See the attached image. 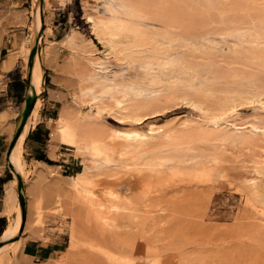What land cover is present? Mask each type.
Listing matches in <instances>:
<instances>
[{"label": "rangeland", "instance_id": "1", "mask_svg": "<svg viewBox=\"0 0 264 264\" xmlns=\"http://www.w3.org/2000/svg\"><path fill=\"white\" fill-rule=\"evenodd\" d=\"M134 1L47 0L42 4V0H0V45L8 42L15 50L27 78L34 65L38 37L35 13L41 2L43 33L38 48L44 88L39 112L42 103L56 104L57 118L66 109L81 129L111 146L115 144L109 159L101 156L90 162L92 174H98L97 195L106 204L118 207L105 213L107 219H98L84 200L71 198L62 205L54 202L51 180L61 179L70 189L66 176L83 168L84 157L73 147L59 144L55 156L51 154L52 163L47 162L54 167L31 161L24 153L28 170L20 184L24 188V217L13 237L16 239L4 249L5 264H59L56 259L68 248L71 253L65 264H264V203L253 196L250 184L262 176L257 170L264 168V59L241 47L245 44L264 50V0H162V5L173 1L177 8L173 23L179 25L181 20L183 24L181 29L180 25H168L171 32L160 19L170 18L163 14L165 5L158 9L161 0ZM130 2L140 7L135 6L137 16L133 13L134 17H127L139 27L135 35L140 41L169 40L170 33L174 44L177 38L185 39H180L179 53L188 60L184 58L187 62L183 61L179 84L166 79L153 88L141 85L140 78L136 79L143 73V53L137 52L140 58L131 68L130 59L114 57L109 45L93 32L87 21L89 15L96 21L111 19L116 9V15L122 17L132 11L127 9L132 6ZM109 26L114 25L111 22ZM178 31L181 37L175 35ZM70 34L75 43H64ZM91 55V60L101 58L103 64L92 66ZM116 74L118 80L133 79L145 87L138 98L165 99L163 94L170 86H179L180 98L172 102L162 99L159 108L139 112L144 118L141 122L116 114L107 105L112 104V93L119 95L120 88L116 92L96 85L101 76ZM213 76L219 84L216 82L212 91ZM206 79L210 80L208 87ZM256 81L262 83L261 90L254 85ZM224 83L228 85L224 87ZM202 85L211 88L213 99L206 98ZM147 87L150 92H146ZM215 90H221L220 98ZM95 96H99L97 100ZM214 97L219 99L218 104H214ZM99 106L105 108L100 113ZM22 118L17 121L18 128ZM151 127L156 137L127 155L120 153L125 139L110 138L115 129L149 132ZM64 152L73 153L79 165L74 169L65 166ZM37 170L45 175L38 176ZM260 182L264 187V177ZM65 210L67 214L59 215ZM31 236L43 243L58 242L61 250L46 262L35 261L24 252Z\"/></svg>", "mask_w": 264, "mask_h": 264}, {"label": "bare ground", "instance_id": "2", "mask_svg": "<svg viewBox=\"0 0 264 264\" xmlns=\"http://www.w3.org/2000/svg\"><path fill=\"white\" fill-rule=\"evenodd\" d=\"M132 1H134V0H132ZM43 2H46V4H47V0H42V4H43ZM134 2L136 3V0ZM134 2H130L132 5L131 7H129V8L126 7L127 9L131 8L132 11L128 10L130 12H128V13L126 12V14H124L122 17L117 16L115 13L116 9L115 10L113 9V12L111 11L113 14V17L111 19L101 18L99 21H96L92 15H89L87 18V21H88V23H91L92 30L97 35V37L100 40H102L105 44L109 45V47L112 49V53L115 55L114 57H116L118 59H123V58H126V59L128 58V60L130 59L129 65L131 67V66H135V63L142 56L143 62L141 64L140 68H141L143 73L137 79L135 78L136 81L140 78V84L141 85L142 84H144L143 86L148 85V87L150 85V88L152 85V88H153L154 84H156V85H154V87H156V86H158L157 84H159L161 82L165 83L166 79H167V81L168 80L170 81L172 79V84L174 81L179 84L181 82V79L183 78L182 77V73L184 72L183 61L187 62L186 60H188L185 57L184 58L186 60H184L182 55H180L181 53H179L180 49H181V46H180L181 40L180 39H182V38H180V39L177 38V41L175 43L176 45L174 44V39H173L174 35H172L171 33L169 34V35H171V39H169V40L166 38V39H163L162 41H160L156 38L152 39V37H153L152 36L151 37L152 40H150V38H149V40H147V41H143L144 39L140 41L139 40L140 37H137L135 35V33L139 30V27H137L135 25V23L132 22V19L127 18V17H130L133 13H135V10H136L135 6L136 5ZM162 2H164V1L161 0L159 2V4ZM172 2L173 1L167 2L166 5L163 3L165 5L163 12L164 11L166 12V13L164 12L163 14H165L166 16L169 15V17L171 19L169 18L170 19L169 20L167 17L168 20H165V18H162V16H160V19L162 22H164L166 24V26H165L166 28L168 27V25H170V27L173 26L172 28H174V25L177 27L180 25V29H181V27L183 26V24L181 23V20H178L179 25H176L175 23H173V20H172V19L177 17V14L174 13V11L177 10V8L174 6L175 7V9H174ZM133 3H134V5H133ZM137 3L140 4L139 2H137ZM161 5L162 4L158 5L159 6L158 9L160 8ZM164 5H162V7H164ZM122 7H123V9L125 8V6L123 4H122ZM136 8L137 9L139 8V10H140L139 5H138V7L136 6ZM139 10H138V13H140ZM41 13H42V7H41V2H40V4L38 5V10L35 13V23H36L35 32H36V35L38 37H36L35 44H34V46H35L34 52H33L34 65H33V69H32V72H31V75L29 78L31 86H30V90H29L28 99L24 104L23 117H24L25 113L28 111V109L31 107V103L34 102L35 105H34V108L31 111V114H30V116H29V118H28V120H27V122L23 128V131L19 135V138L15 142L13 148L11 149V152L9 153V155H7L8 157L6 159L8 167L10 168V170L14 176V179L7 185V189H6V197H5L6 207H5V210L3 211V215L9 217L10 222H9V225H8L7 229L5 230V232L3 233L2 238L0 240V264H5V260H4L5 257H4V253H3L4 249L10 243L14 242L16 237L15 238H13V237L20 230L21 225H22V220L24 217V214H23V209H24V200H23L24 199V196H23L24 193L23 192H24V188L20 184L28 174V170L26 168L27 161H26L25 156H24L25 141H26L29 133L38 125V123H40V120H41V115L39 112L40 96H41V94L43 92V88H44L43 87V85H44V70H43L42 59L40 57L39 48H38V44L40 42V38H41V35L43 33V24H42V21L40 20ZM153 13L155 14V12H153ZM153 13H151V14H153ZM133 15H132V17H134ZM135 15H136V13H135ZM150 15L148 14V16H150ZM151 17H152V15H151ZM178 19H180V18H178ZM111 22L114 25L113 27L109 26V24ZM164 23H162V24H164ZM181 24H182V26H181ZM157 29L159 31V27H157ZM157 29L155 28V30H157ZM160 29H163V28H160ZM163 30H162V32H166V34L169 31L171 32V29L169 31H165L167 29H165L164 31ZM180 32L181 31H178V32H176V34L174 32V34L181 37V35L178 34ZM140 35H142V34H140ZM172 36H173V38H172ZM166 37H168V36H166ZM145 39H147V38H145ZM74 40L75 39L73 38V34H70L65 39H63V42L67 43V44H74L75 43ZM183 40H185V39L183 38L182 41ZM240 42H241V40H240ZM132 47H136V48L138 47L139 50L135 51ZM241 47L245 51L250 52V54L251 53L255 54L261 60L264 59V50L261 51L259 48L256 49L255 46H251V45L247 47L245 44H241ZM137 52L139 54L143 53V55H140V57H139ZM134 53H136V55ZM121 56H123V58ZM91 58H92V55L90 57V60H91ZM103 61H104L103 59L98 58V59H94V60L92 59L90 62H92V64H91L92 66L94 65L97 68V66H101L103 64ZM187 64H189V61ZM190 64H191V62H190ZM195 65H196V69H197L198 64H195ZM173 66H176L177 68L173 69L172 68ZM191 66L193 67V64ZM201 67H202V65H200L199 68H201ZM131 68H133V67H131ZM167 70H170V71L167 72ZM187 71H189V70H187ZM95 72H99L98 69H95ZM94 76L97 77V73ZM94 76H93V78H94ZM116 76H117V74L114 75L113 77L101 76L102 80L96 79V85L97 86L100 85L101 87H103L104 90L109 91V90L115 89V91H116V89L120 88V90H118L119 95L112 93V100H113L112 104L109 103L110 105H107L110 111H112L116 114H119V115H125V116L127 115L129 118L133 117L137 121L141 122V120L144 118L140 117L139 112H141L145 109L151 110V109H154L156 107L159 108L160 105L159 106H157V105H158V103L160 104L162 99H164L163 97L162 98L158 97V98H153V99H151V98L148 99L145 97L144 98L143 97L138 98L137 96H140L145 91L144 90L145 87H143V86H142L143 88L140 87L141 85L140 84H139L140 86L137 85V82H135V80H133V79L132 80H128V79L127 80H124V79L118 80L119 78L117 79ZM121 76H122V74H121ZM135 76H136V74H135ZM198 76H200L199 73H198ZM118 77H120V76H118ZM245 78H243V79H245ZM215 79H217V78H215ZM215 79L213 76L212 82H215L214 81ZM208 80H207V82H205V84L207 83V87H208ZM257 80H259V79H257ZM247 81L245 80V82H247ZM216 82L219 84V81H216ZM216 82H215V85L211 86L212 91L214 90L213 88H215V86H216ZM252 82H253V80H252ZM252 82H249L250 83V85H248L249 88L252 85ZM257 82L258 81H256V83ZM228 83H226V84L224 83L225 84L224 87H226V85H228ZM256 83L254 85L257 86V88H260V90H261L262 83H259V82L257 84ZM241 85L243 86L242 82H241ZM263 85H262V87H263ZM203 86L204 85H202V88H203ZM220 86L222 87L223 85L221 84ZM245 86L247 87V85H245ZM92 87L93 86H91L89 88H92ZM148 87L146 89V92H150V91H148ZM248 87H247V90H248ZM89 88H87V89H89ZM161 88L163 89V86ZM191 88H192V86H191ZM199 88L201 89V86ZM205 89H206V87H205ZM210 89L203 90L206 94L205 96L207 99L211 98L213 96L210 92ZM89 90H91V89H89ZM227 90H228V88H227ZM236 90H237V92L239 91L238 88H236L234 91L236 92ZM163 91H164V89H163ZM180 91L181 90L179 89V86H176V87L170 86V88L167 90V92L163 95H165L164 97H165L166 101L167 100L171 101V100H176V99L179 100ZM229 91H231L230 87H229ZM151 92H153V90ZM155 92H159V91H155ZM215 92H217V94H218V92L221 93V90L220 91L215 90L214 94H215ZM120 93H121V95H120ZM222 93L227 94L229 92L223 91ZM240 93H243V92H240ZM248 93H250V92H248ZM160 94H162L161 91H160ZM160 94L158 93L157 96H159ZM185 95H186V93H185ZM194 95H195V93L193 94V96ZM197 95H198V93H197ZM144 96H145V94H144ZM155 96H156V94L154 93L153 97H155ZM98 97L99 96H95L93 99L97 100ZM197 98H199V95L197 96ZM218 98H220L219 94H218ZM218 98H215V99L218 101L219 100ZM222 98H224V96ZM165 99H164V101H165ZM188 99H189V95H188ZM195 99H196V97H195ZM212 99H213V97H212ZM222 100L223 99H221V103H222ZM193 101L195 102L194 99H193ZM217 101L214 104H216V103L218 104L219 101L218 102ZM201 102H202V100H201ZM207 102H208V100H207ZM210 103H212L211 100H210L209 104ZM196 104H197V102H196ZM203 104L205 105L206 103H203ZM104 109L105 108L99 106L98 113L102 112ZM106 109H107V107H106ZM10 116H11V113H9L8 111H4V112L0 113V122L1 121L3 123L6 122ZM55 121H56V125L52 126V130H51L50 138H49V146L51 148V154H53V155L55 154L57 148L59 147V144H65V145L73 147L75 153L79 154V155L81 154L84 157V159L82 160L83 168L79 169V171L74 175L66 176L68 179H70V182H69V184L71 186L70 189H67V187L65 186V183L61 179L56 178V179L51 180L50 184L52 185L51 187H53V189H54L53 190L54 191L53 192L54 202L58 205H62L64 203H67L71 198H74L75 200H79V199L84 200L90 206L93 207V211L95 212V217H97L98 219H107V217L105 216V213L110 212V211L113 212V209L114 208L116 209L118 207L115 205V203H113L111 205L106 204L105 202H103L101 200L100 196H98L99 194L97 195L96 189H95V187H96L95 177H97L98 174L95 176L92 174L93 166H92V163L90 162V160L93 161L96 157H101V156H104L106 159L107 158L109 159L112 156V154L114 155L113 152H115V151H113V150H115V148L113 149L112 146L114 145V147H116L115 144H112V146H111L110 144L105 143V141L103 142V140L101 141L97 138H94L95 136L93 137L88 132L81 129L79 124H77V122L74 121L71 113L68 112L66 109L62 110L60 116ZM238 130H239V128H238ZM14 131H15V128L13 126H5V125L2 126L1 125V127H0V133H2V134L8 133V134H10L11 137H13ZM112 133H113V135H112V137H110L111 139L122 138V139H125V141H126L122 145V149L120 152L122 155L129 154V152H131V150L132 151L133 150L134 151L140 150L145 145L147 146L148 143L150 142V140H152L153 138L156 137V135H155L156 132H155V129L153 127L150 128L149 132L148 131L142 132L139 130L115 129ZM241 138L243 139V137H241ZM120 153H119V155H120ZM38 162L41 164H44V165H48V167H54L53 165L48 164L45 161H38ZM4 168H5L4 165L0 166V173L3 172ZM257 173L262 175V176L254 178L250 184L252 187L253 196L257 200H259L260 202L264 203V187H262L260 185V183H261L260 181L262 180V177H264V168H259L257 170ZM36 174L38 176H44L45 175V174H43V172L41 170H37ZM106 193H108V191ZM17 201H18V204L15 205V203ZM16 214H17V217H15ZM62 214H67L66 210L64 212H60L59 215L62 216ZM75 232H76V230H75V226H74L73 227V234H75ZM31 238L33 239L34 236H31ZM44 244H46V243L44 242ZM70 253H71L70 249L68 248L67 250L63 251L62 255L56 260L59 261V264H65L69 260ZM46 261H48V260H46ZM46 261H43V262H46Z\"/></svg>", "mask_w": 264, "mask_h": 264}, {"label": "crops", "instance_id": "3", "mask_svg": "<svg viewBox=\"0 0 264 264\" xmlns=\"http://www.w3.org/2000/svg\"><path fill=\"white\" fill-rule=\"evenodd\" d=\"M22 63L23 61L15 50L8 45V42H2L0 45V113L8 111L11 116L6 122L1 121L0 127L1 125L13 126L16 130L15 133L18 128L17 121L23 115L24 104L28 99L31 86L30 79L23 74L21 69ZM41 101L46 102L45 99H41ZM40 115V123L29 133L25 141V153L28 155V159L37 162L45 161L41 159L43 157L50 160L52 158L49 137L52 122L56 120L58 115V107L56 104L42 103ZM15 133H13V137H15ZM13 137L8 133H0V166H5L3 172L0 173V240L10 222V218L3 215V211L6 207L7 185L14 179L6 160L10 153ZM63 156H67L66 158L63 157L62 160L69 169H74L79 165L78 158L73 153L64 152ZM10 177L12 178L10 179ZM60 250V243L58 242L44 244L38 239H28L24 244L26 256L39 262L50 260Z\"/></svg>", "mask_w": 264, "mask_h": 264}, {"label": "water", "instance_id": "4", "mask_svg": "<svg viewBox=\"0 0 264 264\" xmlns=\"http://www.w3.org/2000/svg\"><path fill=\"white\" fill-rule=\"evenodd\" d=\"M34 105H35V103L32 102V103H31V107L28 109V111L25 113L24 117L22 118V121H21V123H20V125H19V128H18V130H17V132H16L15 138H14L13 143H12V145H11V149L13 148L15 142H16L17 139L19 138V135H20L21 132L23 131V128H24V126H25V124H26V122H27V120H28V118H29V116H30V114H31V111H32L33 108H34ZM11 149H10V152H11Z\"/></svg>", "mask_w": 264, "mask_h": 264}, {"label": "trees", "instance_id": "5", "mask_svg": "<svg viewBox=\"0 0 264 264\" xmlns=\"http://www.w3.org/2000/svg\"><path fill=\"white\" fill-rule=\"evenodd\" d=\"M42 160H45L46 162H48V163H52V161L49 159V158H47V157H43V158H41ZM79 171V170H78ZM12 177H10V179H11Z\"/></svg>", "mask_w": 264, "mask_h": 264}]
</instances>
